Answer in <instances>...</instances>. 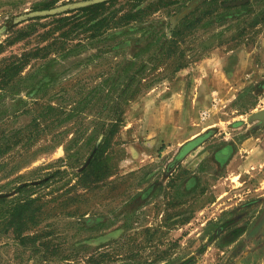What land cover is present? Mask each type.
<instances>
[{"label":"rangeland","instance_id":"1","mask_svg":"<svg viewBox=\"0 0 264 264\" xmlns=\"http://www.w3.org/2000/svg\"><path fill=\"white\" fill-rule=\"evenodd\" d=\"M68 1L73 0H0V26L19 13ZM160 1L159 10L143 18L146 31L116 38H129L126 47L111 48V40L65 57L52 55V61L31 59L22 74L46 65L55 89L78 76L92 85L98 81L96 73L108 67L98 57L90 61L97 50L128 56L138 47L130 39L169 36L172 16L192 0ZM234 1L238 3L226 4ZM134 2L116 0L102 11L117 9L119 15ZM195 8L196 16L209 12L198 39L226 42L127 105L124 125L108 152L116 167L108 183L87 192L71 188L89 158L79 167H64L63 145L8 174L1 171L0 195L9 202L0 205V264H264V116L259 115L264 110V0H204ZM75 11L7 29L0 35V67L51 41L61 31L56 20ZM220 67L227 73L239 67L238 82L228 93L215 73ZM179 91L177 112L188 102L195 107L187 112L188 123L169 112L177 104L170 99ZM25 94L19 96L29 100ZM18 98L0 99V136L19 123L9 115ZM159 118L165 120L158 126ZM5 160L8 167L18 164L17 159ZM57 169L65 171L51 176ZM26 183L30 189L18 192L17 186ZM75 192L84 195L69 201ZM27 198L33 202L25 209L22 235L41 237L22 241L15 222L8 227L3 217L11 201ZM32 213L36 218H29Z\"/></svg>","mask_w":264,"mask_h":264},{"label":"trees","instance_id":"2","mask_svg":"<svg viewBox=\"0 0 264 264\" xmlns=\"http://www.w3.org/2000/svg\"><path fill=\"white\" fill-rule=\"evenodd\" d=\"M115 1L81 7L71 15L59 17L56 22H59L58 28L61 31L51 41L23 52L20 58L0 67V99L19 97L10 107L9 113L19 123L0 136V173L5 171L2 174H8L19 169L21 164L34 160L39 153L63 145L62 166L79 167L89 158L86 166L75 174L77 179L71 188L80 186L87 192L108 183V178L116 173L108 152L115 143V135L124 125L127 105L162 78L186 67L193 59L202 57L214 45L226 42L210 37L198 39L200 37L196 33L200 28H206L204 18L209 12L196 16L198 8H195L170 29L169 36L162 34L144 40L130 39L138 44L131 55L119 52L110 54L112 49L105 52L97 50L89 58L90 61L98 57L108 67L96 73L98 81L95 80L90 86L86 85L89 81L83 83L78 76L70 85H66L70 82L67 81L59 89H55L48 75L50 67H45L46 65L31 67V71L22 74L24 65L31 59L52 61L56 59L52 55L65 57L69 53H80L87 46L93 48L98 42L111 40V48H124L129 38H116L138 30L146 31L147 22L143 18L150 11L152 13L159 10L162 4L158 0L142 7L140 2L143 0H135L119 15L117 9L102 11L103 6ZM52 4L45 3L43 7ZM14 26L16 25L8 29ZM43 35L40 34V37ZM23 91L30 97L29 100L19 96ZM7 157L17 159L18 164L8 167L9 160H5ZM63 171L65 170L57 169L51 176ZM29 189V183L17 186L18 192ZM80 195L83 196L84 193L75 192L67 199L70 201ZM8 202L5 196L0 195V205ZM32 202L33 199L29 198L22 202L11 201L7 206L8 214L3 217L4 221L6 218L8 227H12L15 222V231L22 241L41 237L22 235L24 229L21 226L25 224L23 219L27 216L25 209ZM2 208L0 206V213ZM189 217V214L181 217L180 222L187 221ZM29 218L34 219L36 216L32 213ZM1 223L4 222L0 220ZM1 230L4 231L2 227Z\"/></svg>","mask_w":264,"mask_h":264},{"label":"water","instance_id":"3","mask_svg":"<svg viewBox=\"0 0 264 264\" xmlns=\"http://www.w3.org/2000/svg\"><path fill=\"white\" fill-rule=\"evenodd\" d=\"M109 0H73L68 1L62 4H58L49 8H43V9H35L30 11H25L22 13H19L17 15H14L10 19H8L3 25L0 26V35L3 34L9 27L16 25L18 23L27 21L29 19H34L36 17H47L52 15H58L62 13H67L73 10H77L81 7L94 5L101 2H106ZM204 0H192L189 4H187L185 7H183L178 13L174 14L172 16V24L171 28L175 26V24L183 18L186 14H188L190 11H192L197 5L202 3ZM234 4L238 3V1L229 2L226 4ZM260 116H264V110L259 113Z\"/></svg>","mask_w":264,"mask_h":264},{"label":"crops","instance_id":"4","mask_svg":"<svg viewBox=\"0 0 264 264\" xmlns=\"http://www.w3.org/2000/svg\"><path fill=\"white\" fill-rule=\"evenodd\" d=\"M218 67V66H217ZM238 70H239V67H237L236 69H234V70H232L231 72H229V73H227L226 71H224V68L223 67H220V68H218V70L217 71H215V73H216V75L217 76H219V77H221L222 78V83L220 84V87L222 88V89H225V91L228 93V91H229V87L232 85H235V81H237L238 82ZM209 72V74H213L212 72L213 71H208ZM211 87V86H210ZM205 88H208V89H210L209 88V86H207V87H205ZM205 88H202L203 89V92L205 93V92H207V89H205ZM180 93V94H179ZM179 93H176V94H173L172 95V98L170 99V100H172L173 101V99H176V102H177V104L176 105H173V107L172 108H170L169 109V112L170 113H173V114H177L176 116L177 117H179V120H180V118L181 117H184L185 118V121H186V123H188V121L189 120H187L188 119V117H190L189 115H187V112H189L190 113V111L191 110H193V109H195V107L193 106V105H191L192 103L191 102H188L187 104V106H185V108L183 107L179 112H177L178 111V104H180L181 102H180V96H181V92L179 91ZM192 93H193V90H192ZM208 93H210V92H208ZM203 95H205V94H203ZM186 99V98H185ZM209 101V100H208ZM208 101H204L205 103L206 102H208ZM165 104H166V101H163L162 102V104H161V108L163 109V108H166V106H165ZM186 104V103H185ZM209 104L207 103L206 104V106H208ZM156 120H157V118H156ZM164 120L165 119H160L159 118V121H158V126L159 125H161L163 122H164ZM157 127L155 126L154 127V129H156Z\"/></svg>","mask_w":264,"mask_h":264}]
</instances>
